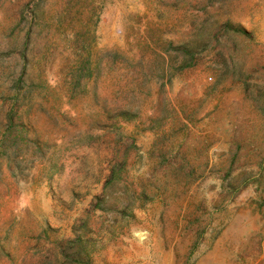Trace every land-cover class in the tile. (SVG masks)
<instances>
[{"label": "rangeland", "instance_id": "obj_1", "mask_svg": "<svg viewBox=\"0 0 264 264\" xmlns=\"http://www.w3.org/2000/svg\"><path fill=\"white\" fill-rule=\"evenodd\" d=\"M0 264H264V0H0Z\"/></svg>", "mask_w": 264, "mask_h": 264}]
</instances>
